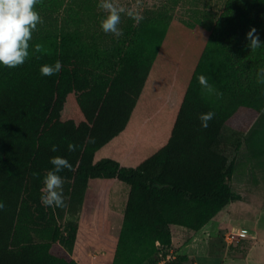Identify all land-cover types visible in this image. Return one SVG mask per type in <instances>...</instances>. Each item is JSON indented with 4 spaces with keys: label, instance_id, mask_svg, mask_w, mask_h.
<instances>
[{
    "label": "trees",
    "instance_id": "obj_1",
    "mask_svg": "<svg viewBox=\"0 0 264 264\" xmlns=\"http://www.w3.org/2000/svg\"><path fill=\"white\" fill-rule=\"evenodd\" d=\"M193 12L174 21L153 10L109 48L79 29L41 33L24 64L0 66V264H78L62 221L97 212L110 264H186L187 255L168 257L172 225L198 231L240 199L234 163L218 147L224 127L239 137L264 113V45L251 50L245 39L255 27L264 41V0ZM57 60L59 73L40 74ZM54 156L72 165L59 173L63 207L41 203Z\"/></svg>",
    "mask_w": 264,
    "mask_h": 264
},
{
    "label": "rangeland",
    "instance_id": "obj_2",
    "mask_svg": "<svg viewBox=\"0 0 264 264\" xmlns=\"http://www.w3.org/2000/svg\"><path fill=\"white\" fill-rule=\"evenodd\" d=\"M224 2L225 0H113V3L125 9L119 25L122 30L129 21H136L127 15L129 11L143 19L151 11L165 7L174 21H180L192 16L196 9L217 15L223 9ZM99 4L100 0H40L35 10L39 12L43 23L37 25L32 36L62 29H79L87 31L88 37L94 38L101 47L109 48L117 37L101 30L100 20L106 16V12ZM168 99L170 104H174L175 93H170ZM218 148L234 163V173L229 184L232 192L239 195L240 199L232 200L228 209L236 220L232 221V227L213 230L210 234L206 232L203 237H194L191 230L172 225V245L167 250L168 257L188 253L198 257V264H221L226 251L241 255V252L247 251L249 243L236 236L242 229L237 225L242 220L254 218L258 213L261 218L254 224L260 232L259 243L264 245V113L258 115L249 129L239 137L230 127H224ZM101 216L102 213L97 212L90 218L81 220L77 213H68L62 221L63 245L78 264L111 263L112 255L98 239L94 227L95 221ZM223 220L228 222V216ZM263 250L257 247L253 257H261ZM188 260L186 264H194L191 258L188 257Z\"/></svg>",
    "mask_w": 264,
    "mask_h": 264
},
{
    "label": "clouds",
    "instance_id": "obj_3",
    "mask_svg": "<svg viewBox=\"0 0 264 264\" xmlns=\"http://www.w3.org/2000/svg\"><path fill=\"white\" fill-rule=\"evenodd\" d=\"M40 0H0V66L7 68H16L29 58V41L32 39V33L37 29V25L43 23L39 12L35 6ZM99 7L106 12V16L100 20V27L104 33H111L115 37L123 35L119 27L121 23V14L125 12L123 7L117 6L113 0H100ZM127 15L139 23L142 17L128 12ZM247 47L255 50L264 45V41L255 27H251L245 34ZM38 50V48H37ZM62 64L59 60L54 64H44L39 68L42 76H53L59 73ZM258 80L264 83V68L258 72ZM199 83L209 92L214 91L208 83L207 77L201 75L198 77ZM215 116L213 111L199 115L200 126L207 128L209 121ZM88 142L93 143L94 138L88 137ZM77 145L69 144L68 150L75 151ZM51 151H56V146L51 147ZM49 163L52 168L49 169L42 179L41 203L46 207H63V178L59 175L64 169H71L69 160L61 157H51ZM4 208V203L0 201V210Z\"/></svg>",
    "mask_w": 264,
    "mask_h": 264
},
{
    "label": "crops",
    "instance_id": "obj_4",
    "mask_svg": "<svg viewBox=\"0 0 264 264\" xmlns=\"http://www.w3.org/2000/svg\"><path fill=\"white\" fill-rule=\"evenodd\" d=\"M231 203L226 205L212 220H210L202 229L198 231H192L193 233L191 234L192 236H197V237H203V234L208 232L210 234L213 230L219 231L222 229L230 228L232 227V221L236 220L235 218H232L230 212H229V206ZM262 210V209H261ZM262 214V213H261ZM225 216H228L229 221L226 222L223 219ZM258 216L256 219L255 217ZM256 216L252 219H255L254 221L252 219H245L242 220L237 227L244 228L247 230V232L250 234L246 238H239L242 239L243 241H246L249 243V247L246 252H241V255H235L232 252H224L221 264H264V250L263 254H261V257L255 258L253 257V253L255 249L258 248H263L264 245L259 243V230L257 226H255L254 223L257 222V219L261 218L260 213L256 214ZM229 253V255H228ZM189 259L191 258L193 260L194 264H198V257L190 254H186ZM197 256H200L198 254ZM207 256H211V254H207Z\"/></svg>",
    "mask_w": 264,
    "mask_h": 264
},
{
    "label": "built area",
    "instance_id": "obj_5",
    "mask_svg": "<svg viewBox=\"0 0 264 264\" xmlns=\"http://www.w3.org/2000/svg\"><path fill=\"white\" fill-rule=\"evenodd\" d=\"M249 235H250V234L247 232V230L244 229V228H242V229H240V230L238 231V233H237L236 236H238L239 238H246V237H248ZM228 237H230V236H228ZM162 264H165V263L163 262Z\"/></svg>",
    "mask_w": 264,
    "mask_h": 264
}]
</instances>
